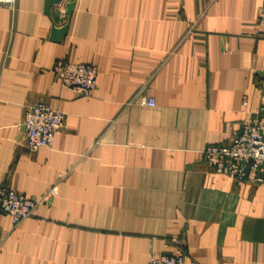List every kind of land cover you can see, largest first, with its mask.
<instances>
[{
	"label": "crops",
	"instance_id": "obj_1",
	"mask_svg": "<svg viewBox=\"0 0 264 264\" xmlns=\"http://www.w3.org/2000/svg\"><path fill=\"white\" fill-rule=\"evenodd\" d=\"M43 8L0 5V189L57 194L15 226L0 212V264H148L171 236L185 264H264V183L203 157L264 110V0ZM56 61L93 65L95 87L65 88ZM38 102L64 121L51 146L29 150L22 122Z\"/></svg>",
	"mask_w": 264,
	"mask_h": 264
},
{
	"label": "built area",
	"instance_id": "obj_2",
	"mask_svg": "<svg viewBox=\"0 0 264 264\" xmlns=\"http://www.w3.org/2000/svg\"><path fill=\"white\" fill-rule=\"evenodd\" d=\"M15 0H0V5L12 8ZM52 72L65 88L87 95L96 85L97 70L87 63L56 61ZM140 103L153 106L152 99L141 98ZM64 121V114L44 102L29 107L22 126L25 146L29 150L52 145L56 131ZM204 160L212 170L237 182L264 183V110L260 109L229 142L210 144L203 150ZM59 174V179L63 178ZM57 194L56 185L39 197L32 198L13 189H0V212L6 214L13 226L30 218L35 208ZM167 250L152 253L148 264H185V244L179 236L165 239Z\"/></svg>",
	"mask_w": 264,
	"mask_h": 264
},
{
	"label": "water",
	"instance_id": "obj_3",
	"mask_svg": "<svg viewBox=\"0 0 264 264\" xmlns=\"http://www.w3.org/2000/svg\"><path fill=\"white\" fill-rule=\"evenodd\" d=\"M61 2L62 0H44V8H43L44 13L49 15L52 7L59 5ZM72 7H73V1L65 4L66 15L68 18L71 14ZM67 27H68L67 24L62 25L59 28L53 26L51 29V36H50L51 39L57 40L58 37L64 35L67 31Z\"/></svg>",
	"mask_w": 264,
	"mask_h": 264
},
{
	"label": "rangeland",
	"instance_id": "obj_4",
	"mask_svg": "<svg viewBox=\"0 0 264 264\" xmlns=\"http://www.w3.org/2000/svg\"><path fill=\"white\" fill-rule=\"evenodd\" d=\"M245 123V122H244Z\"/></svg>",
	"mask_w": 264,
	"mask_h": 264
}]
</instances>
